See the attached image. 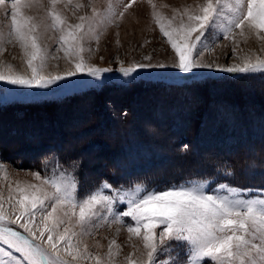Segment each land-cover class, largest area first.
I'll return each instance as SVG.
<instances>
[{
	"label": "snow or ice",
	"instance_id": "6c2138e0",
	"mask_svg": "<svg viewBox=\"0 0 264 264\" xmlns=\"http://www.w3.org/2000/svg\"><path fill=\"white\" fill-rule=\"evenodd\" d=\"M59 2L61 0H50L47 15L51 23L43 27L60 33L58 50L74 63L75 71L44 74L48 50L39 43L41 23L23 11L32 6V0H11L10 8L6 0H0V10L11 16L8 36L20 44L31 71L28 76L14 72L11 64L0 66V81L47 89L56 81L77 73L97 77L112 71L87 65L83 56L85 38L98 40L93 30L98 11L93 8L92 16L82 15L78 23L70 24L56 10ZM75 7L84 5L77 3ZM108 11L113 13L111 0ZM179 15V25L173 27L171 20L153 12L161 33L177 57L171 67L184 73L213 66L198 62L194 57L210 51L211 42L218 36L232 39L234 44L239 43L235 39L237 35L245 42L254 36L264 45V0H204L195 8H185ZM261 50L264 51V46ZM232 51L236 54V47ZM241 61L216 67L226 73L264 75V57L245 54ZM153 67L169 65L135 64L127 68L122 65L119 71L130 77L137 69ZM187 147L184 145L185 149ZM57 167H60L58 163ZM0 175L7 178L2 165ZM33 176L39 184L17 181L14 188L9 186L11 212L5 210L0 194V244L6 246L0 247V264H84L88 261L118 264L116 257L121 246L115 239L109 241L103 255L91 252L84 242L83 238L91 235L101 222L123 224L130 240L132 237L141 240L139 257L133 258L130 254L123 264H264V195L251 194V189L221 184L217 187L222 194L216 189L210 193L206 190L209 181L191 180L161 191L132 185L106 194L104 189L112 186L105 183L78 199L76 178L66 170L44 178L38 172ZM48 187L53 190L48 191ZM17 224L23 232L13 227ZM178 246L184 249L183 259L177 252ZM11 250L20 257L14 256Z\"/></svg>",
	"mask_w": 264,
	"mask_h": 264
},
{
	"label": "rangeland",
	"instance_id": "374dc122",
	"mask_svg": "<svg viewBox=\"0 0 264 264\" xmlns=\"http://www.w3.org/2000/svg\"><path fill=\"white\" fill-rule=\"evenodd\" d=\"M109 2L110 0H61L56 5V10L70 24L78 23L82 15L92 16L93 8L98 11L96 23L93 25L98 40L94 37L85 38L83 56L87 65L109 68L112 69L111 72L101 73L97 77L87 73H77L75 76L56 81L47 89L29 88L0 81V114L4 112L10 118L0 121V141L3 140L0 142V165L7 172V178L0 175V194L4 198V207L8 212L12 211L11 204L8 203L9 186L14 188L17 181L39 184L40 181L33 176V173L37 172L41 178H44L54 173L58 175L60 171L66 170L76 178L78 199L86 197L105 183L112 186L111 189H104L106 194L121 187L106 179L100 181L96 173L99 169L96 166L99 162L107 163V159L103 154L98 155L99 153L87 149L89 137H101L99 122L102 115L99 116V113L102 111L113 118L133 120L137 117L134 113L135 109L140 110V113H143L140 117L145 118L140 119L142 124L154 131L155 125L152 123L151 111L148 109L153 104H160L165 108L176 105L182 109L184 101L187 100L191 108L195 109L194 117L197 115L196 112L209 110L210 106L227 99L244 103L249 109L255 104H261L264 110V75L226 73L216 67V65L231 66L241 63V57L245 54H251L253 58L256 55L264 57V51L261 50L264 45L254 36L245 42L237 35L235 39L239 43L236 44L232 39L226 40L222 36L215 38L214 42L210 41L211 50L194 58L198 62L212 64L211 68H195L190 73H184L171 67L177 62V57L167 38L161 33L153 12L171 20L173 27H178L179 14L185 8H195L204 0H111L113 13L108 11ZM77 3L83 4L84 7L76 8ZM6 4L10 8L11 0H6ZM49 7L50 0H32V6L23 9L26 15L34 17L41 23L39 43L48 50L44 74L55 75L69 70L75 71L74 63L65 57L62 50H58L57 41L60 33L50 28L45 30L43 27L44 24L51 23L47 15ZM121 12H123L122 16L119 15ZM174 16L175 19H173ZM10 22V13L5 15L0 10V32L3 33V39L0 40V66L11 64L14 72L30 76L31 71L27 67L26 57L20 44L8 36ZM236 32L238 33L239 29ZM233 47L237 49L236 54H233ZM18 60L26 65L24 72ZM135 64H165L169 67L137 69L130 77H125L119 71L122 65L127 68ZM142 108H147L146 112L141 110ZM25 112L27 114L21 118V113ZM211 121L210 123L215 124L214 120ZM14 125H18L22 131L20 140L12 137ZM209 128L212 129V127ZM112 129L111 127L107 133H112ZM65 130L68 135H65ZM84 137L87 138L84 140ZM46 139L50 144L62 143V155L54 153L52 149L44 150L43 156L33 161V158H30L31 154L27 151ZM26 140H30V143L26 144ZM97 140L103 142L102 138ZM20 141H23V144ZM8 143L12 145V149H9ZM79 143H81L80 146H84L82 149L84 151H80V146L77 147ZM19 144L22 145L21 148ZM255 148L256 151L260 149V147ZM13 149L14 152L18 149L23 152L22 156L27 157L9 158L12 156ZM201 154L207 155L208 152ZM57 163L60 165L59 168ZM106 166L104 164L103 168ZM190 168L192 167L184 165L176 168L174 173ZM195 168L198 167L195 165ZM191 180L209 181L206 190L210 193L212 189H216L222 194V190L217 187L222 184L251 189V194L264 195V192H257L258 189L263 188H242L228 182H217L213 178ZM191 180L163 187L150 186L145 182L133 185H143L148 189L161 191L171 186L183 185ZM52 190L48 187V191ZM243 195L248 196L250 193H243ZM36 219L39 222V215ZM13 227L23 232L18 224ZM83 239L91 252L101 255L107 252L109 241L115 239L121 246L120 253L116 257L118 264H123L124 258L130 254L133 258L139 257L142 251L141 240L137 237H132L130 240L126 226L120 223L101 222V226L94 228L92 234ZM0 247L6 248L2 244ZM11 251L14 256L20 257L19 253ZM177 252L183 259V247L178 246ZM84 264H92V262L88 261Z\"/></svg>",
	"mask_w": 264,
	"mask_h": 264
},
{
	"label": "trees",
	"instance_id": "16d2710c",
	"mask_svg": "<svg viewBox=\"0 0 264 264\" xmlns=\"http://www.w3.org/2000/svg\"><path fill=\"white\" fill-rule=\"evenodd\" d=\"M219 102L210 106L209 110L196 112L195 117V109L187 100L182 109L176 105L165 108L153 104L148 109L155 125L154 131L142 124L140 110L135 109L136 118L140 117L138 120L117 119L102 111L99 113V116L102 115L99 122L101 137H89L90 142L86 143L88 150L103 154L107 159V163L99 162L96 166L99 169L96 172L98 178L117 186L145 182L158 187L196 178H213L242 188L264 189V110L261 104H253L249 109L246 104L237 101L227 99ZM146 109L141 110L146 112ZM26 114L19 116L23 118ZM3 119L10 118L2 112L0 121ZM211 120L215 124L210 123ZM139 122L142 125L140 128ZM14 126L12 137L19 139L22 131L18 125ZM111 127L112 133H107ZM97 138H102L103 142ZM182 145H187V149ZM62 146V143L50 144L46 139L26 151L36 161L43 156L44 150L52 149L62 155ZM83 147L80 146V151H84ZM255 147L260 149L256 151ZM16 150L18 152L13 150L9 158L27 157ZM205 151L208 154L202 155ZM104 164L107 165L105 168ZM184 165L192 168L174 173L176 168Z\"/></svg>",
	"mask_w": 264,
	"mask_h": 264
},
{
	"label": "bare ground",
	"instance_id": "6f19581e",
	"mask_svg": "<svg viewBox=\"0 0 264 264\" xmlns=\"http://www.w3.org/2000/svg\"><path fill=\"white\" fill-rule=\"evenodd\" d=\"M3 53H4V52H3ZM3 53H2V54H3ZM16 53H17V52H16ZM1 61H2V60H1ZM13 61L15 62V60H13ZM18 62H19V60H18ZM10 63H11V62H10ZM19 64H20L19 66H20V68L22 69V71L25 70V66H26V65L21 64V62H19ZM23 72H24V71H23ZM129 93H130V92H129ZM258 94H259V93H258ZM130 95H131V93H130ZM261 95H262V94H261ZM128 97H129V95H128ZM128 97H127V98H128ZM127 98H126V99H127ZM135 112H136V111H135ZM135 112H134V113H135ZM92 114H93V113H92ZM141 114H143V113H141ZM137 115H139V113H138ZM144 115H145V114H144ZM133 116H135V115H133ZM139 118H140V117H139ZM143 118H144V117L142 116L141 119H143ZM136 119L138 120V118H136ZM144 119H145V118H144ZM144 119H143V120H144ZM137 120H136V122H137ZM134 121H135V120H134ZM149 122H150V121H149ZM138 125H139L138 128H140V125H141L140 122H139ZM141 126H142V125H141ZM53 130H54V129H53ZM55 131H56V130H55ZM55 131H54V132H55ZM62 131H63V129H62ZM54 132H53V133H54ZM65 133H66V130H65ZM69 133H70V132H69ZM73 133H74V132H73ZM43 134H45V133H43ZM51 135H53V134H51ZM65 135H68V132H67ZM40 136H41V135H40ZM41 137H42V136H41ZM51 137H52V136H51ZM3 138H4V137H3ZM6 139H7V138H6ZM13 139H14V138H13ZM16 139H17V138H16ZM21 139H22V138H21ZM24 139H25V138H24ZM7 140H9V139H7ZM19 140H20V139H19ZM19 140H18V141H19ZM2 141H3V140H1L0 142H2ZM15 141H16V140H15ZM4 142H5V138H4ZM20 142H21V141H20ZM20 142H19V143H20ZM22 142H23V141H22ZM31 142H32V141H31ZM17 143H18V142H17ZM28 143H30V141H29ZM28 143H26V144H28ZM1 144H2V143H1ZM13 144H14V142H13ZM22 144H23V143H22ZM31 144H32V143H31ZM8 145H9V143H8ZM8 145H7V146H8ZM15 145H16V144H15ZM19 145H20V144H19ZM19 145H18V146H19ZM24 145H25V144H24ZM3 146H4V145H3ZM9 146H10V145H9ZM18 146H16V147H18ZM21 146H22V145H21ZM11 147H12V145H11ZM11 147H9V149H10ZM13 147H14V145H13ZM14 148H15V147H14ZM13 150H14V149H13ZM23 150H25V149H23ZM11 151H12V150H11ZM16 152H18V151L16 150ZM19 152H21V151H19ZM7 153H8V152H7ZM9 153H10V152H9ZM12 153H13V152H12ZM14 153H15V152H14ZM25 153H26V152H25ZM25 155H26V154H25ZM104 157H105V156H104ZM107 158H108V157H107ZM110 160H111V159H110Z\"/></svg>",
	"mask_w": 264,
	"mask_h": 264
},
{
	"label": "water",
	"instance_id": "95a60500",
	"mask_svg": "<svg viewBox=\"0 0 264 264\" xmlns=\"http://www.w3.org/2000/svg\"><path fill=\"white\" fill-rule=\"evenodd\" d=\"M16 230H18V229H16ZM19 231V230H18Z\"/></svg>",
	"mask_w": 264,
	"mask_h": 264
}]
</instances>
